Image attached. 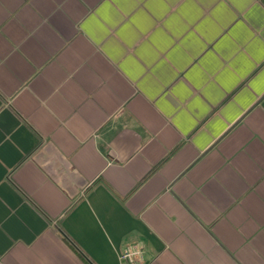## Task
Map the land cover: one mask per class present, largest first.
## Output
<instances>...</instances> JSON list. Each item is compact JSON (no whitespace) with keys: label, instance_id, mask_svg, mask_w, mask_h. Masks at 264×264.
I'll list each match as a JSON object with an SVG mask.
<instances>
[{"label":"crops","instance_id":"crops-1","mask_svg":"<svg viewBox=\"0 0 264 264\" xmlns=\"http://www.w3.org/2000/svg\"><path fill=\"white\" fill-rule=\"evenodd\" d=\"M264 264V0H0V264Z\"/></svg>","mask_w":264,"mask_h":264},{"label":"built area","instance_id":"built-area-1","mask_svg":"<svg viewBox=\"0 0 264 264\" xmlns=\"http://www.w3.org/2000/svg\"><path fill=\"white\" fill-rule=\"evenodd\" d=\"M122 260L129 264H139L144 259V247L139 243H129L121 253Z\"/></svg>","mask_w":264,"mask_h":264}]
</instances>
